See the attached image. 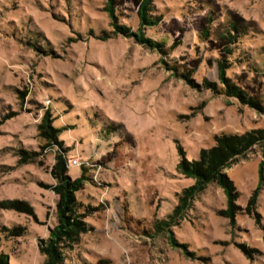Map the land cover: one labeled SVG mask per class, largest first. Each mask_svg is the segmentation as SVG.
<instances>
[{
  "label": "rangeland",
  "instance_id": "1",
  "mask_svg": "<svg viewBox=\"0 0 264 264\" xmlns=\"http://www.w3.org/2000/svg\"><path fill=\"white\" fill-rule=\"evenodd\" d=\"M144 1L0 0V202L35 211L0 210L11 264L44 263L67 177L86 230L64 264H264V140L225 170L234 220L217 183L168 218L184 156L264 129V0H151L147 25Z\"/></svg>",
  "mask_w": 264,
  "mask_h": 264
},
{
  "label": "trees",
  "instance_id": "2",
  "mask_svg": "<svg viewBox=\"0 0 264 264\" xmlns=\"http://www.w3.org/2000/svg\"><path fill=\"white\" fill-rule=\"evenodd\" d=\"M151 0H145L139 11L142 23L149 24V5ZM110 13L113 12L111 5L108 7ZM119 32L126 33L125 27H118ZM139 41L148 42L150 45L160 47L159 44L154 43L149 39H145L142 33L133 34ZM226 60L220 62L219 77L224 80L228 85V93L233 94L240 99L249 103H254L250 97L244 94L241 89L234 87L230 81L225 78L226 74ZM206 86L215 87L212 83L206 82ZM255 104V103H254ZM49 114L45 113L42 123L38 126L41 129L50 128L48 123ZM52 136H55L54 134ZM264 140V129L247 132L241 135L223 134L217 136L215 139L216 144L209 148L203 149L198 159L188 160L185 156L179 163V170L187 177L193 178L195 183L193 186L186 188L179 195L180 202L175 207L173 213L168 215V218L174 220L176 218H183L184 213L189 209V204L195 199L197 195L203 192L209 184L217 183L228 195L229 208L226 214L233 220L235 218L234 204L235 200V187L233 181L225 173V170L230 169L240 158H243L250 152L254 146L260 144ZM263 163L261 170L263 173ZM66 170L64 163L60 164L61 173ZM67 172V171H66ZM67 182L57 188V203H56V219L55 227L50 230L49 237L45 245H39L40 252L44 255L45 260L43 264H64L63 249L66 246L72 245L78 241L81 233L86 230V224L83 221L84 214L81 212L82 203L77 201L74 196V191L79 190L83 186V180L77 179L73 182L66 178ZM256 196V194H255ZM255 198L252 200L251 205L254 203ZM0 210L19 211L28 215H35L34 208L24 202L6 200L0 202ZM166 225L170 222L163 221ZM0 264H11L10 258L7 254L0 251Z\"/></svg>",
  "mask_w": 264,
  "mask_h": 264
}]
</instances>
